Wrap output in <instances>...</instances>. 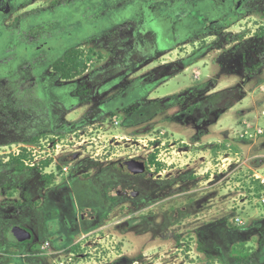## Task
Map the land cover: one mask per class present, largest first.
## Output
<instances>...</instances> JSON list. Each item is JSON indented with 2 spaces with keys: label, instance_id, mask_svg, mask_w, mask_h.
I'll return each instance as SVG.
<instances>
[{
  "label": "rangeland",
  "instance_id": "1",
  "mask_svg": "<svg viewBox=\"0 0 264 264\" xmlns=\"http://www.w3.org/2000/svg\"><path fill=\"white\" fill-rule=\"evenodd\" d=\"M58 1L29 6L50 20L39 53L0 37V264H264V69L234 58L264 32L262 17L225 31L241 0H173L153 32L125 6L134 0H79L65 12ZM15 3L5 29L28 7ZM69 49L81 73L65 79L53 63ZM221 90L236 96L214 106ZM130 158L149 172L110 168ZM74 175L99 201L91 232L61 191ZM129 183L140 195L100 203L109 185Z\"/></svg>",
  "mask_w": 264,
  "mask_h": 264
},
{
  "label": "flooded vegetation",
  "instance_id": "2",
  "mask_svg": "<svg viewBox=\"0 0 264 264\" xmlns=\"http://www.w3.org/2000/svg\"><path fill=\"white\" fill-rule=\"evenodd\" d=\"M19 1V0H17ZM35 1L37 0H28V7L24 8L25 10L17 13L11 20V27L9 29H5L4 21L6 17L14 13L15 11V0H0V32L2 33L0 37H6L5 35H9L10 38V45L11 48L14 52L17 54H24V52L28 53V51L33 50L35 53H39V51H42L44 46L47 43V33L49 32V29L45 30V26L49 25L50 20H47V24L43 22V18L45 17V14L41 12L39 14L40 10L38 7H29L35 4ZM45 1V0H43ZM68 1V3H67ZM91 1H96V0H91ZM173 0H137V1H132L127 3L125 6H130V8L134 7L137 5L138 13H139V20L142 23L143 29H147L149 31L157 32L161 28L160 24V16L161 12L160 9L165 8V6H168V2ZM71 4V6L74 4V6H79L80 1L75 0L74 2H70L69 0H60L58 1L59 8H62V11H66V7ZM90 5V11H91V16H93V9L95 10L96 8H93L92 2L89 4ZM75 6V8H76ZM153 7V9H151ZM68 8V7H67ZM147 8H150L148 10ZM156 9V10H155ZM155 10V11H153ZM170 11H173V4L169 8ZM238 12V17L235 20H228L227 22H224L221 28L226 27V26H232L235 24L236 20L238 21L241 16L245 15H257L261 16L262 20H264V0H241L239 5L235 7V9ZM72 16H73V23L80 22L81 21V16H82V11L79 8L76 9L71 8ZM158 12V13H157ZM138 16V17H139ZM158 16V17H157ZM49 16H47V19ZM56 21V19H53ZM53 21V22H54ZM81 23V22H80ZM93 27V26H92ZM92 27H89V37L92 38V35L95 33ZM257 27L263 31L264 30V23H259L257 24ZM76 30V29H75ZM223 30H228V28H223ZM75 34V32H74ZM143 34H147V32H144ZM153 35H149V37H152ZM258 36V35H257ZM87 35L84 36L86 38ZM144 37V35H143ZM255 37V35H253ZM248 38V37H244ZM142 39V38H141ZM144 43L143 45H146L147 43L145 42L146 40L143 39ZM46 42V43H45ZM237 44L240 41H236ZM248 41H245L243 45H236V48H239L238 51L236 52V57H234L237 62L239 61V65L243 68V70L249 68L247 66L250 65L251 69H255V71H259L264 69V32L259 34L256 39H252V42H249L248 45H246ZM245 44V45H244ZM144 47V46H143ZM24 56V55H23ZM26 57V56H25ZM40 57V56H39ZM244 70V71H245ZM260 72V71H259ZM243 79H248V74L251 73H238ZM253 74V73H252ZM247 76V77H246ZM232 96H236V93L232 90H221L217 91L213 98L216 99L217 103L214 106H219L221 101H224L227 98H231ZM186 97V94L182 95H176L173 97L174 102H181L183 99ZM201 104L204 105L203 101H200ZM230 104V103H229ZM190 111H194L192 108L189 109ZM209 110V108H208ZM151 110L144 109L140 112V114H146ZM136 159V158H130L126 159L122 162H119L120 167H116L113 163L111 164V169L112 171H121V173L125 175H133V173L129 170V165L126 163L129 160ZM139 161H144L140 159H136ZM146 163V162H145ZM147 165V163H146ZM122 166V167H121ZM131 172V173H130ZM146 172H149V168L146 169ZM146 172L141 173V174H136V176H144L146 175ZM149 174V173H148ZM78 177L74 175L71 177L68 181V184L63 186L61 188V191L64 193H68L67 200L69 201V204L77 207V212H78V218L75 217V220L79 222L80 225L88 229V232H91L96 228L95 222L97 223L98 219V205L99 201H97L94 196L95 193L92 192L91 190H82L78 189L83 183L78 182ZM69 188V189H68ZM81 191V193H80ZM106 193H104L102 196L105 200H101L100 203L103 204V202H107L108 206H112V204L116 203L121 199L122 197H129V198H134L133 194L140 195V190L138 189V186L136 184L129 183L125 187L122 186L121 184H111L106 188ZM78 193L77 195L75 193ZM100 192V191H98ZM100 194V193H99ZM86 198V199H85ZM74 199L75 202H71V200ZM76 199L81 202V206L77 204ZM85 200L83 202L82 200ZM90 202V204H87ZM65 225L68 227L70 226V221L68 220V217L65 218ZM93 228V229H92ZM30 233H33V238L28 240V244L30 242L34 243V236L35 233L33 232L35 229L34 227L29 228ZM18 236V235H17ZM19 237V236H18ZM33 240V241H32ZM36 240L39 241V237L36 238ZM54 241V240H53ZM16 241H14L15 243Z\"/></svg>",
  "mask_w": 264,
  "mask_h": 264
},
{
  "label": "trees",
  "instance_id": "3",
  "mask_svg": "<svg viewBox=\"0 0 264 264\" xmlns=\"http://www.w3.org/2000/svg\"><path fill=\"white\" fill-rule=\"evenodd\" d=\"M76 52L77 51L69 49L66 52V55L63 56L64 57L63 59H57L53 63V67L55 68L57 73L61 75L62 78L70 79L81 73V70L79 68L81 64L78 62L77 57L73 56L74 54H76ZM74 60L76 62H74ZM155 159H156V155L152 153L150 155L149 163L150 162L155 163ZM11 162L15 163V160H12ZM18 163L24 165L22 161H18ZM158 168H161L160 165Z\"/></svg>",
  "mask_w": 264,
  "mask_h": 264
},
{
  "label": "water",
  "instance_id": "4",
  "mask_svg": "<svg viewBox=\"0 0 264 264\" xmlns=\"http://www.w3.org/2000/svg\"><path fill=\"white\" fill-rule=\"evenodd\" d=\"M129 165V170L133 174H141L146 172V163L145 161H139L136 159H132L126 162ZM134 197L137 196V194H133Z\"/></svg>",
  "mask_w": 264,
  "mask_h": 264
},
{
  "label": "built area",
  "instance_id": "5",
  "mask_svg": "<svg viewBox=\"0 0 264 264\" xmlns=\"http://www.w3.org/2000/svg\"><path fill=\"white\" fill-rule=\"evenodd\" d=\"M117 123H118V122H117ZM33 165H34V164H33ZM262 200H263V202H264V195H263V199H262Z\"/></svg>",
  "mask_w": 264,
  "mask_h": 264
}]
</instances>
